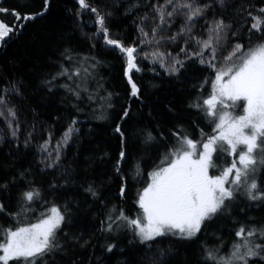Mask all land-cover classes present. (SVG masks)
<instances>
[{
    "label": "trees",
    "instance_id": "obj_1",
    "mask_svg": "<svg viewBox=\"0 0 264 264\" xmlns=\"http://www.w3.org/2000/svg\"><path fill=\"white\" fill-rule=\"evenodd\" d=\"M89 3L101 14L111 13L106 15V23L113 38L139 50L141 71L133 72L139 97L131 95L122 54L97 35L95 14L80 11L77 0H51L43 15L19 22L12 10L35 14L43 10V0H0V7L10 10L3 13V19L10 25L23 24L16 29L18 34L0 47V94L13 84L20 90L19 95L6 94L17 109V137L0 119V228L35 223L49 206L57 205L65 222L57 233V246L43 258V264H214L206 260L207 251L218 250L219 256L227 257L241 226L264 229V199L250 200L242 189L226 201L225 210L204 222L195 239L169 235L149 242L150 247L140 243L125 221L118 234L106 231L107 215L110 210L123 211L130 218L137 215L138 193L177 144L174 133L186 135L198 148L206 135L213 134L210 118L192 105L209 97L215 73L199 58H186L181 49L196 51L200 45L192 37L207 39L209 25L219 19L229 27L217 48V64L223 63L237 43L247 49L262 42L261 33L249 30V12L259 15L264 0H224L223 5L218 0H196L207 8L203 16L192 21L191 32L177 35L174 41L166 38L158 45L142 43L140 28L151 34L158 24L155 9L165 0ZM185 20L177 15L164 29L165 37L179 33ZM157 50L164 54V67L150 55ZM69 54L72 60L65 58ZM174 59L181 60L183 67L176 65L179 72L172 74L166 69L172 67ZM62 66L69 72L79 68L81 74L71 80L57 76ZM61 85H70L79 98ZM235 111L238 114L241 108ZM73 120L79 131L61 148L59 163L47 167L55 163L56 145ZM118 125L124 133L123 146L115 131ZM149 133L154 137L151 141L147 140ZM49 134L52 158L40 148ZM122 147L125 159L117 165ZM256 179L264 188V168ZM89 186L96 196L86 191ZM122 186L124 196L120 195ZM32 189L40 196L27 204L23 193ZM22 207L32 210L21 213ZM110 245H115L112 252L107 251ZM250 264L264 261L257 259Z\"/></svg>",
    "mask_w": 264,
    "mask_h": 264
},
{
    "label": "snow or ice",
    "instance_id": "obj_2",
    "mask_svg": "<svg viewBox=\"0 0 264 264\" xmlns=\"http://www.w3.org/2000/svg\"><path fill=\"white\" fill-rule=\"evenodd\" d=\"M51 0H43V10L35 14H25L12 10L14 20H33L37 15H43L48 11ZM79 10H88L95 14V23L98 25L97 35L103 42L119 50L125 60V76L131 87V95L139 97L138 88L133 72H140L141 67L137 60L139 50L136 47L125 46L120 39L110 35L106 23V15L101 14L98 8L91 6L89 0H77ZM223 5L224 0H218ZM169 6H171L169 8ZM207 5L201 6L196 0H165V3L155 9L158 24L153 27L151 34L140 28L143 36L142 43L160 44L164 39L176 40L177 35L190 33L192 21L203 16ZM9 9L0 7V13H9ZM259 15L249 12L252 23L250 31L261 33L262 42L245 48L242 44H235L229 54L223 58V63L217 64V48L223 39V34L229 25L223 19L214 21L209 25L207 39L192 37L200 47L193 52H187L188 59L199 58L201 64L207 63L212 68L215 77L211 81L212 91L209 97L203 99L202 104L196 103L193 107L204 110L214 127L211 135H206L199 145L186 135L174 133L177 144L165 155L163 166L149 174V183L138 193L136 205L140 213L130 218L123 211L118 213L117 219L125 221L127 226L139 238L140 243L149 245L160 237L176 236L183 240H193L201 232L205 221L213 219L218 213L227 208L226 201L233 200L240 190H244L250 200L264 199V188L256 179L257 172L264 168V7L259 9ZM79 14V12H78ZM177 15L186 17L185 24L180 32L171 37H165L164 29L171 25ZM147 19V15L144 17ZM23 24L9 25L0 19V47H3L6 39L18 34L16 29ZM187 43V41H185ZM205 52L209 57L205 58ZM148 53L144 58H148ZM153 62L159 59L161 67H164V54L154 51L150 53ZM170 55V54H169ZM72 60L71 54L65 57ZM183 67V62L174 59L172 67L166 69L170 73H178ZM87 71V69H85ZM80 69L69 72L63 69L57 76H67L69 80L73 76H80ZM56 79V77H53ZM51 83V82H49ZM69 91H73L70 85H61ZM80 87L79 84L76 86ZM20 94L19 88L13 84L11 89L5 88L0 94V119H2L11 135L15 138L20 131V122L16 107L11 103L7 93ZM91 99V97H90ZM243 102L242 104L239 102ZM241 108L242 114H236L235 109ZM231 109L232 111H228ZM124 117L128 112H124ZM73 120L64 131L62 139L55 148V163H49L47 167H53L60 161L61 148L66 147L72 140L73 134L79 131ZM121 136L123 146L124 133L118 125L115 129ZM29 133V137H31ZM154 137L148 134L147 140ZM27 143V141H26ZM51 134L40 145L43 152L52 158L49 150ZM214 153H227L234 157L230 164L224 167L219 175H209V168L217 165L213 161ZM125 159L123 150L119 153L117 165ZM219 159V156H217ZM120 171L119 166L116 169ZM92 196L97 193L92 186L86 189ZM120 195H125V187L120 188ZM40 193L32 189L23 193V200L32 204L38 199ZM32 209L21 208V213ZM3 211V205H0ZM113 220L112 216L108 217ZM65 222V215L61 208L52 205L35 223L24 224L15 228H0V264H43V258L57 245V233ZM115 222V221H113ZM106 231H112V224H108ZM236 235V242L232 244L231 251L225 256H219L216 251H207L206 260L214 264H250L253 260L264 261V243H257V237L264 240V229L255 227L245 228L241 226ZM115 245L107 248L112 252ZM155 264V261H153Z\"/></svg>",
    "mask_w": 264,
    "mask_h": 264
},
{
    "label": "rangeland",
    "instance_id": "obj_3",
    "mask_svg": "<svg viewBox=\"0 0 264 264\" xmlns=\"http://www.w3.org/2000/svg\"><path fill=\"white\" fill-rule=\"evenodd\" d=\"M0 19H2V20H4L3 19V13H0ZM5 21V20H4ZM15 23V22H14ZM13 23V24H14ZM9 25H10V23H8ZM12 25V24H11ZM239 103H243L242 101L241 102H239ZM238 109V108H237ZM235 113H236V111H235ZM238 114H242V109H241V111L238 113ZM213 155H215V156H219V159H217V157H213V161L216 163V167L214 168V170L215 171H212L213 170V168H209V175L210 176H212V175H219L220 174V172H221V170L224 168V167H226V166H228L229 164H230V162H231V160L234 158V157H232V156H229L227 153H214ZM217 170H219L218 172H217ZM212 172H215V173H212ZM150 181H148V183H149ZM147 183V184H148ZM146 184V185H147ZM145 185V186H146ZM138 197V196H137ZM51 206H49V208H50ZM140 213V209L138 208V213H137V215ZM136 215V216H137ZM109 216H112L113 217V220H109L108 219V217ZM117 216H118V212L117 211H113V210H110L109 211V213H108V215H107V222H108V224H112V231L111 232H109V233H112V234H118V232H120V228L122 227V224H123V220H120V219H117ZM135 216V217H136ZM113 221H115V222H113ZM255 228H258V227H255ZM258 229H261V227L260 228H258ZM263 240L261 239V238H259V237H257V239H256V242L257 243H260V242H262ZM260 262H263V261H260Z\"/></svg>",
    "mask_w": 264,
    "mask_h": 264
}]
</instances>
